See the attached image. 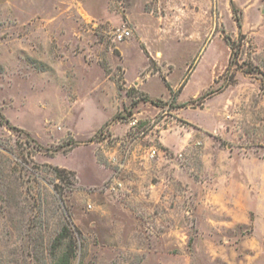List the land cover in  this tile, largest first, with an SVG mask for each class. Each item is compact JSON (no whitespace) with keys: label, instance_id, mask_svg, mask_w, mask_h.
<instances>
[{"label":"rangeland","instance_id":"obj_1","mask_svg":"<svg viewBox=\"0 0 264 264\" xmlns=\"http://www.w3.org/2000/svg\"><path fill=\"white\" fill-rule=\"evenodd\" d=\"M0 114V264H264V0H0Z\"/></svg>","mask_w":264,"mask_h":264},{"label":"trees","instance_id":"obj_2","mask_svg":"<svg viewBox=\"0 0 264 264\" xmlns=\"http://www.w3.org/2000/svg\"><path fill=\"white\" fill-rule=\"evenodd\" d=\"M236 25L238 29L241 28L239 20H236ZM227 46L231 50V44L227 43ZM231 56H232V52L229 57V63L231 61ZM145 101H147V99H145ZM0 124L2 126L4 124H7V121L3 119L1 114H0ZM53 171L55 172L56 177L60 180H62V175L65 173L72 175L71 172H66L64 169H60V168H53ZM69 239H70L69 233L65 228H63L62 231L59 233V235L56 237L53 246L54 247L61 246L65 240H69ZM74 253H75L74 248L71 245L67 246L66 249L58 256L55 264H71V260L74 257Z\"/></svg>","mask_w":264,"mask_h":264},{"label":"built area","instance_id":"obj_3","mask_svg":"<svg viewBox=\"0 0 264 264\" xmlns=\"http://www.w3.org/2000/svg\"><path fill=\"white\" fill-rule=\"evenodd\" d=\"M128 34H129V33H128L127 31H124V32L118 34L116 38H117L118 40H122L124 37H127Z\"/></svg>","mask_w":264,"mask_h":264}]
</instances>
